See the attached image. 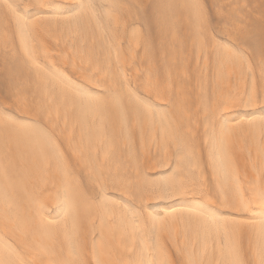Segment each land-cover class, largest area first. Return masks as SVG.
Instances as JSON below:
<instances>
[{"label":"bare ground","instance_id":"1","mask_svg":"<svg viewBox=\"0 0 264 264\" xmlns=\"http://www.w3.org/2000/svg\"><path fill=\"white\" fill-rule=\"evenodd\" d=\"M0 264H264V0H0Z\"/></svg>","mask_w":264,"mask_h":264}]
</instances>
